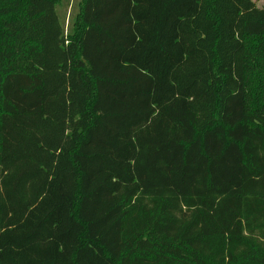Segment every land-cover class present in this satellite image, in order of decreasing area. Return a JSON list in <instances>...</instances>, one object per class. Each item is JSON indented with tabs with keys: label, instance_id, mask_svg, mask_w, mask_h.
<instances>
[{
	"label": "trees",
	"instance_id": "1",
	"mask_svg": "<svg viewBox=\"0 0 264 264\" xmlns=\"http://www.w3.org/2000/svg\"><path fill=\"white\" fill-rule=\"evenodd\" d=\"M0 0V264H264V8Z\"/></svg>",
	"mask_w": 264,
	"mask_h": 264
},
{
	"label": "rangeland",
	"instance_id": "2",
	"mask_svg": "<svg viewBox=\"0 0 264 264\" xmlns=\"http://www.w3.org/2000/svg\"><path fill=\"white\" fill-rule=\"evenodd\" d=\"M79 0H71L70 3H64L63 6L59 9V14L63 20H65V24L68 25V21L72 15H74L77 11V3ZM259 8H264V0H253Z\"/></svg>",
	"mask_w": 264,
	"mask_h": 264
}]
</instances>
